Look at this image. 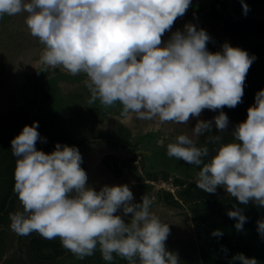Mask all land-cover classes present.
Instances as JSON below:
<instances>
[{
	"label": "clouds",
	"instance_id": "obj_1",
	"mask_svg": "<svg viewBox=\"0 0 264 264\" xmlns=\"http://www.w3.org/2000/svg\"><path fill=\"white\" fill-rule=\"evenodd\" d=\"M245 14L249 7L240 0ZM192 0H0V19L26 13L31 36L44 46L39 63L43 71L63 69L85 74L89 104L105 108L119 103L121 115L135 114L142 121L158 120L187 126L197 119L193 137L212 131L229 133V118L222 110L242 103L247 73L256 59L225 42L215 53L212 37L187 23L171 32L185 16ZM171 32L165 41L162 37ZM219 111L201 120L204 110ZM38 122L25 125L11 141L15 160L14 188L22 211L10 214V228L19 236L33 232L59 238L64 249L83 260L100 251L106 264L119 257L127 264H181L166 247L170 227L151 210L153 200L141 203L127 184L104 185L95 190L81 167L76 146L55 144L51 153L37 150L47 143ZM235 142L221 143L209 156L186 134L167 144V155L188 165L201 166L196 187L215 194L223 188L240 205L264 207V89L255 94L247 119L229 133ZM217 142L222 136L215 137ZM163 144V139L158 141ZM227 212L240 232L247 217L240 207ZM121 212V215H117ZM130 215V220L125 219ZM264 237V219L257 221ZM222 237L219 229L211 233ZM227 253V249H222ZM259 264L243 253L229 264Z\"/></svg>",
	"mask_w": 264,
	"mask_h": 264
},
{
	"label": "rangeland",
	"instance_id": "obj_2",
	"mask_svg": "<svg viewBox=\"0 0 264 264\" xmlns=\"http://www.w3.org/2000/svg\"><path fill=\"white\" fill-rule=\"evenodd\" d=\"M244 3L249 7L246 14L240 0H192L185 16L178 18L171 30H183L185 24L191 23L212 37L207 45L210 52L220 51L228 42L256 57L246 76L243 102L234 109H222L229 118V133L235 125L246 121L255 94L264 89V0H244ZM26 15H5L0 19V192L11 194L3 211L0 194V264H105L99 250L80 260L62 247L59 238L47 240L35 232L19 236L11 230L10 214L23 210L17 195L7 186L13 183L14 187L11 168L16 158L11 153V141L33 122H38L37 130L47 140L37 142V150L51 153L57 143L76 146L90 186L99 191L104 185L127 184L133 192V203H141L144 195L152 198L151 210L170 227L167 249L178 254L181 264H204L210 225L202 216L213 209L223 210V200L234 210L237 201L218 188L215 194L205 193L204 199L197 198L200 205L207 199L212 201L206 210L194 211V201H185L180 193L191 188L202 195V190L196 187L200 169L169 158L167 144L186 134L197 147L210 149L235 142L232 136L217 133L213 124L212 131L193 137L195 118L187 126L161 125L158 120H139L134 113L124 118L119 103L110 108L102 106L99 100L89 104L85 74L73 76L59 68L43 71L39 61L44 46L30 35ZM237 21L240 23H234ZM171 32H166L162 40L166 41ZM218 114L219 111L206 109L199 119L212 120ZM217 135L222 136L220 142L215 140ZM161 139L162 145L158 143ZM254 210L250 217L255 221L264 219V207L257 206ZM130 218L125 217L126 221ZM33 240L45 243V258L34 253Z\"/></svg>",
	"mask_w": 264,
	"mask_h": 264
},
{
	"label": "trees",
	"instance_id": "obj_3",
	"mask_svg": "<svg viewBox=\"0 0 264 264\" xmlns=\"http://www.w3.org/2000/svg\"><path fill=\"white\" fill-rule=\"evenodd\" d=\"M218 18H220V16ZM218 148V146H213L209 149V156L204 158L205 163L210 161V159L216 154L214 151H216ZM14 167L11 168L12 171L15 169ZM197 167L198 169H201L202 165ZM153 178V180H155L156 176H153ZM7 186L8 190L14 188L13 183L8 184ZM200 193L194 192L191 188H188L184 189V191L180 194L184 197L185 201H194L192 208L194 211L196 210V212H198L199 209L206 210L212 203V201L208 202L210 199H207L204 203H201V205L196 203L198 197H203L202 199H204L205 193L203 191L202 195ZM0 194L3 195V200L1 201V211H3L5 204L11 194L7 193L5 195L3 192H0ZM168 196L172 197L170 193ZM173 203L179 205V202L174 199ZM225 203L226 201L223 200L222 205H225L223 210L217 211L213 209L210 213L204 214L202 216L203 220H205V222L210 225V230L206 233L208 234V239L206 242L207 246L205 247L207 249V253L204 255V264H229V262L232 260V257L238 253H243L248 258H255L259 264H264V237H262L257 232V221H255L253 217H250L251 212H255L254 207L257 206H244L236 202L235 205L242 208L243 214L248 218L247 222L243 226L244 230L238 232L234 227L236 221L234 219H230L227 216V212L230 211V204L228 207ZM217 229L223 232L222 237L217 238L211 235V233ZM40 244L42 246H39ZM31 245L32 250L35 254H37L38 257L45 258L46 255L43 254V251L46 247L45 243H43L41 240H33ZM222 249H227V253H225ZM113 264H127V261L116 257ZM236 264H238V262H236Z\"/></svg>",
	"mask_w": 264,
	"mask_h": 264
},
{
	"label": "crops",
	"instance_id": "obj_4",
	"mask_svg": "<svg viewBox=\"0 0 264 264\" xmlns=\"http://www.w3.org/2000/svg\"><path fill=\"white\" fill-rule=\"evenodd\" d=\"M234 23H240L239 21H237V22H234Z\"/></svg>",
	"mask_w": 264,
	"mask_h": 264
}]
</instances>
